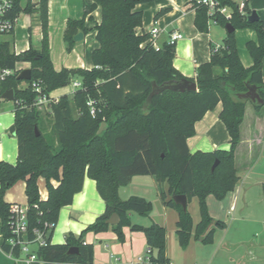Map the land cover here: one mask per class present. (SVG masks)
<instances>
[{
    "label": "trees",
    "instance_id": "obj_1",
    "mask_svg": "<svg viewBox=\"0 0 264 264\" xmlns=\"http://www.w3.org/2000/svg\"><path fill=\"white\" fill-rule=\"evenodd\" d=\"M157 1L160 0H91V4L83 6L84 18L97 8L101 13L94 28L99 47L91 53L90 70L53 69L47 32L48 0L16 10L27 15L37 13L41 40L38 49L30 45L19 54L12 52L11 40L0 41V68L15 70L17 63L25 62L31 70V80L25 82V87H20L21 81L16 79L20 71L0 84V100L4 92L12 90L13 103H19L14 105L13 122L16 162L0 160V234L5 253L15 258L20 254L18 247L8 243L12 237V207L16 204L4 200L6 191L19 181L25 185L26 237L33 240L35 231H41L46 241L34 251L37 262L43 264H93V247L83 242V235L111 230L122 242L123 227L144 235L145 257L150 264H170L165 255L164 227L156 223L147 227L130 223L131 212L148 217L151 203L137 196L124 201L118 197V189L134 176H153L157 183H167L166 191L159 190V199L164 207L178 213L176 236L180 248L185 249L192 236L208 245L214 232L225 228L223 222L210 218L206 198L212 195L222 201L238 181L234 151L240 140L246 104L250 102L238 96L254 86L263 103H250L255 110L264 106V21L249 23L246 18L252 11L248 6L242 15L233 2L220 0L222 5L231 7L232 14L230 19L217 15L218 25L224 28L229 23L234 31L250 28L256 32L257 41L246 44L252 65L249 68L241 65L234 32L226 33L222 45L226 56L221 54L222 48L216 50L209 62L196 68L193 81L174 69V46L162 44L158 50L149 44L141 46L148 35L137 33L142 26V12L136 6ZM191 9L196 29L206 33L209 24L206 9L196 0L191 2ZM166 12L160 10L154 19ZM76 30L86 32L83 20L68 22L64 35L67 51L73 46ZM186 80L195 82L197 91L180 93L163 89ZM73 81H78L81 87L74 90L71 98L63 95L47 104L50 119L47 135L41 125V114L33 106L38 94L32 84L36 83L41 93L49 96ZM88 100L94 102V115L86 105ZM219 103L222 106L219 119L228 133L229 149L191 154L187 139L194 136V124ZM102 124L105 127L98 133ZM215 161L218 164L211 171ZM84 177L95 181L104 201V212L78 237L67 234L63 244H52L54 227L47 229L45 225L55 226L60 209L81 191ZM39 179H43L47 192L44 200L39 195ZM175 195L186 196L187 204L197 198L200 220L195 228L188 210L183 211L173 202ZM114 214L118 223L109 225L107 220ZM70 248H77V254H68ZM154 249L158 250L156 259L152 258Z\"/></svg>",
    "mask_w": 264,
    "mask_h": 264
},
{
    "label": "crops",
    "instance_id": "obj_2",
    "mask_svg": "<svg viewBox=\"0 0 264 264\" xmlns=\"http://www.w3.org/2000/svg\"><path fill=\"white\" fill-rule=\"evenodd\" d=\"M192 1L195 0H160L138 5L136 10L142 12V26L137 29V33L148 35L149 29L157 25L161 29L158 39L160 47L166 44L170 33L178 31L182 34V39L174 46L175 55L172 65L184 78L195 81L196 68L209 62L211 55L222 48L220 42L224 34L220 39H214L210 26L217 25V23H209L206 33L196 29L195 13L191 9ZM89 4L91 0L48 1L49 57L55 71L61 69L90 70L93 67L91 53L99 47L95 39L94 28L100 22L101 13L100 8H97L84 18L83 6ZM163 9L167 12L158 19H154ZM82 20L86 32L76 30L74 36L81 33L82 39L78 42L73 39V46L70 51H67L64 41L67 24L71 21ZM32 22L28 15L21 28L23 32H20L18 37L15 26L13 35L9 37V41L12 40L11 49L14 54H19L32 45L30 42ZM38 29L37 46L33 44L35 49L40 46V24ZM246 35L249 40L256 39L255 42L257 41L253 31H248ZM246 53L242 50L238 57L241 65L249 68L252 60L247 51ZM263 60L262 80L264 82ZM15 68L21 71L29 69L30 65L25 62L17 63ZM25 86L26 84H23L20 87ZM67 87L52 91L49 94L50 98L57 100L63 95L71 98L74 90L72 87L68 90ZM13 105L11 110L3 112L0 103V160L10 164H15L17 158V141L9 134V128L14 122ZM263 107L255 110L250 102L246 104L240 126V140L234 151V167L238 177L234 190L228 193L222 201L216 200L212 195L206 198L210 218L225 224L224 229H217L214 232L212 243L204 245L192 236L188 246L185 249L180 248L176 236L178 213L175 209L164 207L159 199V190H167L166 182L159 184L153 176H134L127 185L118 189V197L122 201L131 196H137L151 203L152 211L148 217L131 212L130 223L142 227L156 223L164 227L166 231L165 255L170 260V264H264V181L256 177L257 172H255V169L262 163L264 153V113L261 114ZM221 109L222 106L219 103L194 124V136L187 139L191 154L197 151L212 152L229 149V136L219 119ZM24 189V183L17 182L6 191L4 200L26 208ZM38 190L41 199H46L47 192L43 179L38 180ZM192 199H195V206L192 204V210H189V207L187 210L195 228L200 216L197 198ZM104 208V201L96 190L95 181L84 177L81 191L73 196L69 205L60 209L52 232L51 243L63 244L67 234L78 237L104 212ZM122 233L124 236L122 242L118 241L116 234L111 230L97 234L87 232L83 235V242L93 247V264H108L113 257L118 258L117 264H139L138 258L144 257L146 252L144 235L141 232L131 231L129 227H123ZM1 243L0 234V264H43L41 262L28 263L22 254H19L17 258L13 257L2 251ZM32 249H35V246ZM144 264L150 263L147 261Z\"/></svg>",
    "mask_w": 264,
    "mask_h": 264
},
{
    "label": "built area",
    "instance_id": "obj_3",
    "mask_svg": "<svg viewBox=\"0 0 264 264\" xmlns=\"http://www.w3.org/2000/svg\"><path fill=\"white\" fill-rule=\"evenodd\" d=\"M233 2L242 15L246 14L245 8L248 6L249 0H228ZM39 0H0V37H11L13 35L14 28L16 26L18 16L20 14L16 13L17 9H24L28 4L36 5ZM198 5L203 6L207 11V16L209 17V23H216L215 18L217 15L223 16L225 19H230L232 10L228 5H222L220 0H196ZM264 11V7H263ZM161 33V29L157 25H153L148 31V39L142 44H149L153 49L158 50L160 45L158 44V39ZM182 34L178 31H174L169 34L167 45L175 46L178 41L182 39ZM15 70L0 68V84L4 82L7 78L13 76ZM35 92L38 94L35 102L33 103L34 107H40L44 104H48L52 99L50 96H46L41 93L39 86L36 83L32 84ZM73 90L79 89L81 87L78 81H73L71 83ZM14 105H19L18 102L13 103ZM86 105L90 110V114L94 115V102L88 100ZM14 114V109H13ZM12 220H11V233L12 237L9 239L8 243L11 247H18L20 254L24 255L28 263L37 262L35 250L38 247L44 246L46 241L44 235L41 231H35V238L33 240H28L27 227H26V208H21L18 205L12 207ZM47 229H52L53 224H46ZM35 246V249L32 247ZM11 255V253H9ZM148 259L144 257L138 258L137 262L139 264H144ZM118 258L113 257L111 262L108 264H117Z\"/></svg>",
    "mask_w": 264,
    "mask_h": 264
},
{
    "label": "rangeland",
    "instance_id": "obj_4",
    "mask_svg": "<svg viewBox=\"0 0 264 264\" xmlns=\"http://www.w3.org/2000/svg\"><path fill=\"white\" fill-rule=\"evenodd\" d=\"M49 1V0H48ZM48 5V3H47ZM248 6L250 7V9L252 11H255L257 13V15L259 16V18L264 21V11H263V7H264V0H249L248 1ZM36 15L37 13L35 12L34 14H30L29 17L32 19V25H31V41L32 42V46L33 44H36L37 46V41H36V37H37V34L39 32V29H38V20L36 18ZM28 18V15L21 12L18 16V20H17V23H16V28H17V37L18 35L20 34V32H23L21 30L22 26L24 25L25 23V20ZM36 22V23H35ZM211 31L213 33V37L214 39H220L221 36L224 34V38H225V31L224 29L220 26V25H211ZM47 29H48V22H47ZM253 31L255 34L256 32L250 28H245V29H237L234 31V38H235V42H236V49H237V54L240 53V51H246L245 48H246V44L250 41L252 42H255V40H249L246 36V34H248V31ZM223 38V40H224ZM256 38H257V35H256ZM4 40H9V37H0V41H4ZM223 40L220 42L221 46L223 45ZM12 41V40H11ZM246 42V43H245ZM247 55V53H246ZM264 59V57H263ZM262 59V60H263ZM264 61V60H263ZM23 84H25V82H21L20 83V86H22ZM68 90L71 89V84L70 86L67 87ZM0 103L2 104V108H1V111H7V110H11L12 109V105L13 103L12 102H8V101H5V100H0ZM13 108H14V105H13ZM37 110L40 112L41 114V125L43 127V130L44 132L49 135L50 134V119H49V116H48V107L46 104L40 106V107H37ZM249 113V111H248ZM264 113V107H263V111L261 112V114ZM11 137V136H9ZM263 158L261 159L262 163L255 169V172H257V176L258 178H261L263 179L264 181V153H263ZM224 200V199H223ZM192 202V203H191ZM216 202V201H215ZM195 199H192L188 204H187V207H189V210H192V204L195 206ZM255 216V214H253Z\"/></svg>",
    "mask_w": 264,
    "mask_h": 264
},
{
    "label": "water",
    "instance_id": "obj_5",
    "mask_svg": "<svg viewBox=\"0 0 264 264\" xmlns=\"http://www.w3.org/2000/svg\"><path fill=\"white\" fill-rule=\"evenodd\" d=\"M247 22L249 23H253V22H257L259 21V16L257 15V13L255 11H252L250 15L247 16L246 18ZM225 32L227 34H230L232 32H234V28L228 23L225 25L224 27ZM74 41L78 42L82 39V34L81 33H77L74 36ZM221 54L223 55V57L226 56V52L225 50L222 48L220 50ZM18 81L21 82H26V81H30L31 80V70L29 69H23L19 72L17 78ZM163 89H171L174 92H180L183 93L185 91L187 92H195L197 91V87H196V83L195 82H190V81H183V82H178V83H172V84H168L166 85L165 88ZM158 93V90L155 92ZM152 96V94L150 95V97ZM238 98L240 99H245V100H249L252 103H258V104H262V100L260 99V97L258 96V94L256 93V88L254 86H251L248 88V91L245 94L239 95ZM2 100L8 101V102H13L14 97H13V92L12 90H8L6 92H4L1 96ZM105 127V124H102L98 133H100L103 128ZM34 132L36 134V136L39 135L37 128H34ZM9 134L11 136L15 135V128L14 126H11L9 128ZM218 164V161H215L214 164L211 166V171L214 170V168L216 167V165ZM173 202L180 206L181 209L183 211L187 210V199L186 196L184 195H175L172 197ZM107 223L109 225H116L118 223V217L114 214L112 215L108 220ZM78 250L77 248H70L68 250V254L72 255V254H77ZM158 257V250L154 249L152 252V258L156 259Z\"/></svg>",
    "mask_w": 264,
    "mask_h": 264
}]
</instances>
